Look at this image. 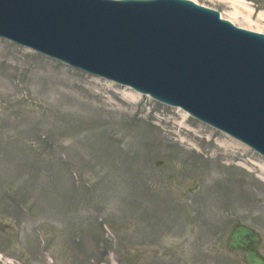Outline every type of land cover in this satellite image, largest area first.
<instances>
[{"label":"rangeland","instance_id":"rangeland-1","mask_svg":"<svg viewBox=\"0 0 264 264\" xmlns=\"http://www.w3.org/2000/svg\"><path fill=\"white\" fill-rule=\"evenodd\" d=\"M115 85L0 39V264H244L226 242L264 239V157Z\"/></svg>","mask_w":264,"mask_h":264},{"label":"water","instance_id":"water-1","mask_svg":"<svg viewBox=\"0 0 264 264\" xmlns=\"http://www.w3.org/2000/svg\"><path fill=\"white\" fill-rule=\"evenodd\" d=\"M0 38L180 107L264 157V34L216 10L192 0H0ZM259 243L237 226L227 245L264 264Z\"/></svg>","mask_w":264,"mask_h":264},{"label":"bare ground","instance_id":"bare-ground-1","mask_svg":"<svg viewBox=\"0 0 264 264\" xmlns=\"http://www.w3.org/2000/svg\"><path fill=\"white\" fill-rule=\"evenodd\" d=\"M219 1L227 4L229 6V8L232 10L230 12H227V14L222 13L223 18H226V19L230 20L231 22H233L234 24L239 25L241 27L248 28L249 26L258 25V26H261L262 28H264V12H259L258 16H257V20L254 21L253 16H254L255 10L252 8L251 3L247 2L246 0H219ZM107 83L109 84V87H112L113 85H115L112 82H107ZM125 88L127 90H129L128 93H125V92L122 93V96L125 100L130 101L132 103H137L140 101V99L142 98L141 94L133 91L130 88H127V87H125ZM92 107L95 108L94 106H92ZM100 110L104 111L105 113H108V112L111 113L109 110H106L104 108H99V107H97L95 109V111H93V112H94V114H97L96 112H100ZM177 110H179V109H177ZM182 112H183L182 113V121L176 122V126L180 127L181 130H184V131L187 130L188 132H192V133L198 135L199 131L192 130V129H189L186 127V122H187L188 118L190 117V115L185 111H182ZM220 147H223L226 151H229V150H231V148H233L231 145H226V143L223 145H220ZM241 161H243L242 158H241ZM256 168H258V170H260L261 179L264 181V165H262V166L256 165ZM141 191L142 190H139V193H141Z\"/></svg>","mask_w":264,"mask_h":264},{"label":"flooded vegetation","instance_id":"flooded-vegetation-1","mask_svg":"<svg viewBox=\"0 0 264 264\" xmlns=\"http://www.w3.org/2000/svg\"><path fill=\"white\" fill-rule=\"evenodd\" d=\"M262 248H263V250H262ZM259 249H260L261 254L264 256V239L262 240V243H261ZM239 253H242L243 254L244 264H246V256H245V254L243 252H239Z\"/></svg>","mask_w":264,"mask_h":264}]
</instances>
